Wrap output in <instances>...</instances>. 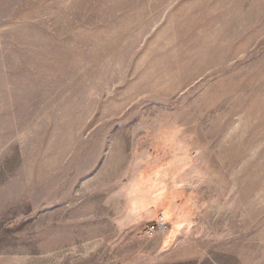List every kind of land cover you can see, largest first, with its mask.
Here are the masks:
<instances>
[{
	"label": "rangeland",
	"instance_id": "rangeland-1",
	"mask_svg": "<svg viewBox=\"0 0 264 264\" xmlns=\"http://www.w3.org/2000/svg\"><path fill=\"white\" fill-rule=\"evenodd\" d=\"M0 264H264V0H0Z\"/></svg>",
	"mask_w": 264,
	"mask_h": 264
},
{
	"label": "built area",
	"instance_id": "built-area-1",
	"mask_svg": "<svg viewBox=\"0 0 264 264\" xmlns=\"http://www.w3.org/2000/svg\"><path fill=\"white\" fill-rule=\"evenodd\" d=\"M170 230L169 224L165 221L163 217L148 223L143 234L150 238L156 237L157 235H167Z\"/></svg>",
	"mask_w": 264,
	"mask_h": 264
}]
</instances>
